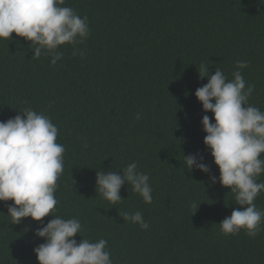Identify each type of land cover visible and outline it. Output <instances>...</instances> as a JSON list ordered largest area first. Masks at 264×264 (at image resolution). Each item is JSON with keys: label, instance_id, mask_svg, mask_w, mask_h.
<instances>
[{"label": "trees", "instance_id": "obj_1", "mask_svg": "<svg viewBox=\"0 0 264 264\" xmlns=\"http://www.w3.org/2000/svg\"><path fill=\"white\" fill-rule=\"evenodd\" d=\"M62 6L88 18L90 35L76 45L83 57L64 45L53 66L49 55L32 58L25 38L0 39V121L24 108L43 112L65 147L55 215L79 219L90 241L106 239L113 264H264V225L255 238L220 233L219 223L240 206L219 183L202 125L204 115L215 123L214 114L195 95L208 83L199 77L201 63L229 80L240 71L254 85L249 104L264 112V4L65 0ZM237 61L247 67L238 69ZM190 154L203 156L211 173L189 172L183 162ZM132 162L150 177L152 203L126 183L123 200L113 205L97 193V172L123 175ZM12 203L0 202V264H39L34 248L45 240L34 233L54 217L11 225ZM255 203L264 210V192ZM137 211L148 229L123 220Z\"/></svg>", "mask_w": 264, "mask_h": 264}, {"label": "clouds", "instance_id": "obj_2", "mask_svg": "<svg viewBox=\"0 0 264 264\" xmlns=\"http://www.w3.org/2000/svg\"><path fill=\"white\" fill-rule=\"evenodd\" d=\"M260 2L264 4V0ZM64 4L65 0H0V39L10 41L13 33L25 38L29 50H34L32 58L49 55L53 66L63 58L61 46H72L76 55V45L83 44L90 35L89 22L87 16L81 17ZM79 55L83 57L85 53L79 51ZM236 67L245 68L247 62L237 61ZM198 72L201 79L208 78V83L199 87L195 95L215 120L213 123L208 115L203 116V130L207 133L204 143L219 168V183L230 189L240 206L219 223L220 233L229 236L243 231L255 238L264 225V210L255 203L264 192V182H258L264 175V112L249 104L254 85H247L240 71L233 72L234 78L229 80L218 69L210 74L209 65L201 63ZM136 119H140L139 114ZM58 134L51 118L32 108L18 110L15 117L0 121V202L14 201L7 205L11 225H19L28 217L43 225L45 217H54L34 233L45 240L34 248L39 264H113L106 239L90 241L83 237L79 219L55 215L59 203L55 192L64 170L65 153L64 145L57 142ZM183 163L189 172L199 169L211 173L198 154L184 155ZM120 170L123 175L98 171L97 193L115 205L123 200L121 188L127 183L145 203L151 204L149 175L138 171L136 162ZM209 179L213 184L217 182L214 175ZM190 206L197 207L195 203ZM122 218L139 224L141 229L149 228L142 212H126ZM77 235L83 237L79 242Z\"/></svg>", "mask_w": 264, "mask_h": 264}]
</instances>
